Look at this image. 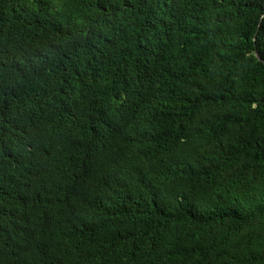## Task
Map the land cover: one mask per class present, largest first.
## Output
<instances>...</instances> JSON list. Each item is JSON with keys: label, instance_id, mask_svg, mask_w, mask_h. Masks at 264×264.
Returning a JSON list of instances; mask_svg holds the SVG:
<instances>
[{"label": "trees", "instance_id": "16d2710c", "mask_svg": "<svg viewBox=\"0 0 264 264\" xmlns=\"http://www.w3.org/2000/svg\"><path fill=\"white\" fill-rule=\"evenodd\" d=\"M263 15L0 0V264H264Z\"/></svg>", "mask_w": 264, "mask_h": 264}, {"label": "water", "instance_id": "95a60500", "mask_svg": "<svg viewBox=\"0 0 264 264\" xmlns=\"http://www.w3.org/2000/svg\"><path fill=\"white\" fill-rule=\"evenodd\" d=\"M263 19H264V15H263L262 18H261L260 24L262 23V20H263ZM257 57H258L259 59H261L258 53H257Z\"/></svg>", "mask_w": 264, "mask_h": 264}]
</instances>
